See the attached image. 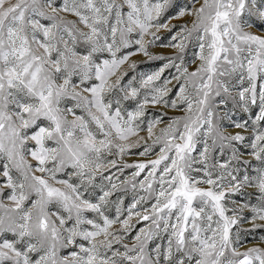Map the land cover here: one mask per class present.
<instances>
[{"label": "snow or ice", "instance_id": "snow-or-ice-1", "mask_svg": "<svg viewBox=\"0 0 264 264\" xmlns=\"http://www.w3.org/2000/svg\"><path fill=\"white\" fill-rule=\"evenodd\" d=\"M161 30L170 39L159 46L172 56L149 52ZM138 53L167 62L137 76ZM169 68L176 74L163 78ZM149 104L185 114L145 129ZM235 109L254 113L249 136ZM157 146L147 162L116 159ZM126 168L136 169L131 179L112 171ZM137 183L146 195L126 209L122 196L111 199ZM246 210L252 229L241 227ZM133 217L146 223L127 243ZM256 228H264V0H0V264H264V236L244 246Z\"/></svg>", "mask_w": 264, "mask_h": 264}, {"label": "rangeland", "instance_id": "rangeland-1", "mask_svg": "<svg viewBox=\"0 0 264 264\" xmlns=\"http://www.w3.org/2000/svg\"><path fill=\"white\" fill-rule=\"evenodd\" d=\"M177 2L181 5H183V4L188 3V0H177ZM166 18L167 17H165V19ZM190 19H191L190 17H185V18H182L180 20H172V21H170V23L182 24L185 21H190ZM256 23H257V25H259L258 21ZM252 31L259 32L260 28L259 27L253 28ZM158 35H160L162 37V39L160 41H157L156 45L150 46L149 52L152 53L153 55H162V56L174 55L176 52L175 49L170 48V47L159 46L161 44H167L168 43V41L170 39V34L164 30H161V32L158 33ZM196 51H198V49L192 45H190L187 49V53L185 56V66L188 67L189 71H193L199 63V61L196 59V57L194 55V53ZM130 59H131V61H135L137 63V69L135 70L134 73H131V74H135L137 76H140L141 74H145V75L151 74L152 72H155L163 64H165L167 62L166 60H149L148 57L144 56L142 53H138V54L132 56ZM130 72H131V70H130ZM175 74H176V69L175 68H169V69H166L164 71L162 76H163V78L171 79V77ZM128 78L130 79L131 75ZM172 85H176L175 80H172V84L169 85V87H172ZM177 91H178V86L174 87L172 92L170 93L171 99H176V92ZM135 107H136L135 101L129 100V101L124 102V108L126 111H133V110H135ZM229 108L231 109V106H229ZM126 111H125V114H126ZM255 111H258V109H254V112ZM184 114H185L184 106H181V108L178 110L176 108H172L171 106L165 107L163 105L149 104L146 106V115L143 118L145 123L143 126L146 129V125H147L148 120H153V119H156L159 117V118H162L164 123L157 125V130H158L160 127H164V125L166 123H168L170 118L177 117V116H183ZM230 115H231L232 119H234V120H238L240 122H244V121L248 122L249 130H248V132H245L244 135L249 136L251 133V123H252V120L254 119V113H243L239 109H235V110H232L230 112ZM229 124H230V121L225 120V125H229ZM228 131L235 132V131H241V130L235 129L233 127H228ZM140 135L146 137L147 136L146 130L140 132ZM135 139L136 138L133 137L132 141H135ZM149 143H150V141H149ZM142 150L143 149L140 147H133L132 149H130L129 154L123 156L122 159L120 157H116V159L118 160V162L135 164V163L147 162L149 160L155 159L159 153V147L158 146L154 149L153 152H151L147 156L139 155V153ZM227 158H228V156L225 155L224 159H227ZM29 160H30V162L35 163L34 161H31L30 157H29ZM112 171L115 172L117 176H119L120 180H124L125 178L131 179L132 173L134 171H136V169L135 168H126V169H124L123 174H120L119 172H117L116 169H112ZM145 175H147V171L142 172L141 175L136 178L137 181L142 180ZM139 195H146V193L139 190V184L137 183V192H133L131 189V186L129 185V186H127L126 192L123 191V189H121L115 195H113V197L111 199L115 201L118 199V197L122 196L124 198L123 207L126 209L133 202V197L139 196ZM253 202H255V201H253ZM108 214L112 217H114L116 215L114 206H111L109 208ZM245 214L248 216V220H246L241 225V227L243 229H252L251 213L246 210ZM89 215H91V214H89ZM124 215H127V213L125 212ZM132 223L136 224V227L128 235V237L126 239L127 243H132V237L135 236L136 231H138L140 227H143L146 222L141 221L140 223L137 224L135 217H133ZM256 223L260 224L261 222L257 220ZM116 227H119V225H116ZM261 236H264V228H256V229L246 233V238H247L248 242L244 246L245 247L252 246V244L257 243L259 241Z\"/></svg>", "mask_w": 264, "mask_h": 264}]
</instances>
